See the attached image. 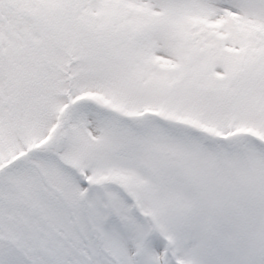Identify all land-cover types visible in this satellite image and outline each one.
<instances>
[{"label": "snow or ice", "instance_id": "snow-or-ice-1", "mask_svg": "<svg viewBox=\"0 0 264 264\" xmlns=\"http://www.w3.org/2000/svg\"><path fill=\"white\" fill-rule=\"evenodd\" d=\"M0 264H264V0H0Z\"/></svg>", "mask_w": 264, "mask_h": 264}]
</instances>
